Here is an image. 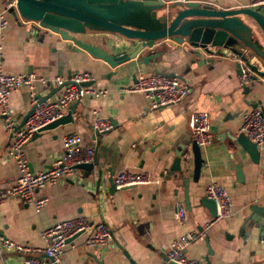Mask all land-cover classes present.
Instances as JSON below:
<instances>
[{"label": "crops", "instance_id": "crops-1", "mask_svg": "<svg viewBox=\"0 0 264 264\" xmlns=\"http://www.w3.org/2000/svg\"><path fill=\"white\" fill-rule=\"evenodd\" d=\"M197 1L214 8H235L248 6L251 0ZM2 6L0 0V9ZM6 18L7 26L0 33L5 72H33L44 77L49 81L34 84L36 93L44 95L56 88L52 82L56 76L65 78L75 70L88 71L93 77L88 86L105 89V93L83 95L77 100L72 122L42 130L24 145L29 168L35 171L60 154L64 134L77 132L83 145L93 148L96 165L88 174L77 168L74 174L40 187L37 196L47 200L38 211L14 196L0 199V236L42 247V228L83 215L92 222H105L110 238L102 246H87L83 244V234L79 235L63 247L58 264H129L128 258L135 264H171L164 254L168 242L181 233L198 231L208 223L204 234L186 246L188 258L200 264H264V226H258L257 233L251 234L245 232L247 224L240 228L248 205L259 204L264 197V147H257L259 157L254 163L228 138L238 132L241 114L252 108V104L264 113V83L258 86L250 80L240 81L225 49L222 55H209L205 61H196L168 38L153 45L159 55L148 61L150 65H143L137 59L132 65L128 60L106 77L109 66L71 41L35 23L15 19L8 12ZM77 37L103 48H110L116 42L128 43L110 33H83ZM152 68L183 80L189 92L179 102L149 108L143 93L120 90L138 74L153 72ZM246 85L249 90H245ZM57 94L58 91L49 99ZM9 105L20 124L32 106L28 88L13 89ZM93 109L109 120L110 127L102 133L93 134L91 129ZM192 110L207 112L211 141L198 146L202 163L196 180L188 175L187 210L182 200L181 178L172 167L173 150L192 139L187 127L188 113ZM7 145L0 114V187L13 183L19 174L14 160L6 155ZM235 164H239L241 180H236ZM179 165L181 168L182 162ZM96 168L100 170L98 181ZM123 168L145 171L156 181L123 188L113 186L110 191L109 180ZM211 181L223 185L230 199L229 215L214 220L197 206L205 184ZM178 202L186 212L182 223L173 218ZM0 248V264H22L19 255Z\"/></svg>", "mask_w": 264, "mask_h": 264}, {"label": "water", "instance_id": "water-1", "mask_svg": "<svg viewBox=\"0 0 264 264\" xmlns=\"http://www.w3.org/2000/svg\"><path fill=\"white\" fill-rule=\"evenodd\" d=\"M7 12L15 19L21 18L49 29L89 55L102 60L110 68L104 74L106 77L115 72V67L128 60L132 65L136 64L135 59L143 65H150L148 61L159 55L152 48L153 45L168 38L181 45L193 59L200 61H205V57L209 55H222L221 51L225 49L231 55L235 74L239 76L243 68L247 72V80L258 86L264 83V4L255 7L214 8L197 0H15V4L7 8ZM83 33L115 34L128 43L116 42L110 48H103L77 37ZM152 70L161 73L155 68ZM167 75L172 76L171 73ZM91 83L92 80H89L80 84ZM60 86L44 95L37 94L38 101L49 99ZM244 88L249 90L247 85ZM76 104L77 101L72 103L66 113L43 126L35 135L59 124L72 122ZM32 109L33 106L24 114L19 126L24 123ZM93 134L97 132L93 131ZM228 138L233 146L247 154L249 160L254 163L258 161L256 145L243 133L237 132ZM173 155L172 169L178 171L181 178L182 200L188 210V175L196 180L202 159L198 146L192 139L178 144ZM96 162L93 154L90 162L78 164L77 167L83 168L88 174ZM179 162H182L181 168ZM234 170L236 180H241L239 164L234 165ZM95 175L98 181V168L95 169ZM112 189L113 184L109 180V190ZM197 206L203 208L211 219L215 217V205L210 198L199 196ZM247 209L240 228L243 229L247 224V234L257 233L258 226H264V197L261 203H251ZM128 262L135 264L130 258ZM51 263L58 264L54 260Z\"/></svg>", "mask_w": 264, "mask_h": 264}, {"label": "built area", "instance_id": "built-area-1", "mask_svg": "<svg viewBox=\"0 0 264 264\" xmlns=\"http://www.w3.org/2000/svg\"><path fill=\"white\" fill-rule=\"evenodd\" d=\"M185 2L188 0H174ZM15 0H3L0 9V33L7 26V8L14 5ZM264 4V0H251L248 6L255 7ZM2 51L0 47V114L3 117L5 132L8 137L6 155L12 158L19 170L14 182L6 187H0V199L14 196L23 202L30 203L38 211L46 198L38 197L37 190L47 183L56 182L63 176L74 174L77 165L90 162L93 148L83 145L82 137L77 132H69L62 137V150L51 162L38 170L29 168L24 151L25 143L32 138L43 126L61 117L65 110L83 95H102L105 89L92 88L81 85L84 81L93 80L88 71L75 70L67 77L56 76L52 82L55 87L60 86L58 94L53 99L38 101L34 88L36 81H49L33 72L7 73L2 67ZM240 81H247V72L241 69ZM241 82V83H242ZM20 86L28 88V96L32 111L24 123L19 126L13 117L9 105V96L13 89ZM121 91H136L147 98L149 108H156L166 104L179 102L189 92L188 85L175 76L163 73L148 72L138 74L130 83L120 87ZM92 131L102 133L110 127L109 120L99 111L93 109L90 114ZM187 127L192 140L197 146L210 143L211 133L209 117L204 110L189 111ZM238 132L243 133L256 147H264V113L257 107H252L241 114ZM115 188H123L141 183L156 181L148 173L120 169L111 178ZM203 193L215 205L214 219L228 216L230 213V199L223 185L208 182ZM185 208L177 203L173 218L177 223L185 219ZM208 223L203 224L198 231H188L170 240L165 250L166 261L171 264H200L198 260L188 258L185 254L186 246L196 237L202 236ZM83 234V244L87 246H102L110 238V229L103 221L92 222L83 215L62 219L41 229L42 247H32L0 236V247L7 251L18 253L22 264H52L57 261L59 254L67 240ZM1 249V248H0Z\"/></svg>", "mask_w": 264, "mask_h": 264}]
</instances>
